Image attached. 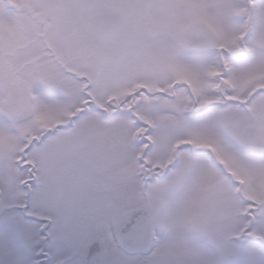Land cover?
<instances>
[{
	"label": "snow or ice",
	"instance_id": "obj_1",
	"mask_svg": "<svg viewBox=\"0 0 264 264\" xmlns=\"http://www.w3.org/2000/svg\"><path fill=\"white\" fill-rule=\"evenodd\" d=\"M0 264H264V0H0Z\"/></svg>",
	"mask_w": 264,
	"mask_h": 264
}]
</instances>
